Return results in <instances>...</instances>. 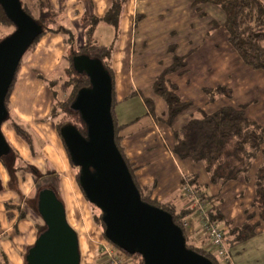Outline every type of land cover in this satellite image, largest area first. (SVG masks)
I'll use <instances>...</instances> for the list:
<instances>
[{
	"label": "crops",
	"instance_id": "obj_1",
	"mask_svg": "<svg viewBox=\"0 0 264 264\" xmlns=\"http://www.w3.org/2000/svg\"><path fill=\"white\" fill-rule=\"evenodd\" d=\"M42 1L66 19L65 25H69L76 34L77 47H82L88 41L87 32L91 29L90 18H98L101 21L94 26L89 41L100 45L97 44L95 34L101 25L114 32L112 43L102 46H113L111 63L115 74L117 105H128L136 100L140 101L148 112L145 99H149L153 101L156 113L159 116L165 115L166 104L154 95L153 84L173 63L175 56L189 54L187 72L183 75H173L170 80L178 86L179 96L185 101L191 100L194 106L175 121L174 126L178 125V127L174 129H181L190 120L186 117L192 116L193 111L197 112L201 107L203 110H208V113L224 107V100L210 104L204 93H199L203 92L202 86L208 83L212 84L207 85L210 88L228 87L234 97H245L246 101L243 103L240 101L234 107L248 105L246 109L248 117L264 126V92L260 91V83L264 82V73L246 67L228 43L226 31L214 28L213 24L219 25L226 20V15L220 7L212 4L195 6L194 0H128L116 31L114 27L102 21L113 0ZM170 48H173V52ZM67 54L68 46L62 35L49 33L41 37L35 49L24 59L9 98L12 116L35 132L36 145L43 144L42 150H38L42 156L33 159L27 149L28 146L18 139L11 127L7 126L8 132L5 135L24 159L31 156V161L39 170L44 172L51 167L57 172L61 179V195L65 199L75 198L80 201V206L85 208L87 205L83 200L82 192L77 188L75 173L67 151L58 135L55 122L51 119L55 102L53 92L42 79L38 78L39 75L49 80L62 79V73L66 74L67 66L64 64V58ZM189 68H192L193 72ZM246 79V85L253 83L254 88L251 94L242 95L240 88ZM188 83H192V88L190 85L187 86ZM195 93L201 98L199 101L201 105L193 102L192 98H196ZM147 112L143 116H148ZM147 119L142 123L137 119L121 124L126 126L122 132L124 136L122 147L131 163L135 165L136 181L142 187L154 185L153 198L158 201L170 202L180 210L192 209L194 198L183 196L180 191L182 178L198 173V169L192 163L182 162L172 154L174 137L171 128L156 123L152 116ZM1 169L0 175L5 186L8 177L3 174V168ZM198 174L200 184H207V192L211 196L220 195L219 187L210 184L205 173ZM254 176L253 172L249 173L253 186ZM242 180L240 179L239 182ZM237 182H230L225 186L228 189L237 185L239 191L236 196L239 199L235 200L238 203L234 204L238 216H233L231 211L225 216L229 217L233 224H238L234 227H239L246 221L245 212L239 207L244 203L239 193L247 192V188ZM21 189L25 196L31 193L29 179L24 180ZM254 193V187L252 191L250 187V196L247 197L250 203ZM16 199V195L7 189L0 192V256H5L9 264H25L24 258L29 248L35 244L38 228L42 227L43 223L30 212L26 213L27 218H20L17 213L7 211L5 204ZM15 204L18 210L24 211L25 206L23 207L20 202ZM248 207L249 205H245V208ZM15 214L17 216H14ZM75 216L77 218L75 214L74 219ZM192 217L195 219L193 226L186 228L189 242L195 247L207 248L208 240L203 234L202 224L196 214H192ZM68 221L78 233L69 217ZM80 249L82 251V248ZM82 255L84 256L83 252H81V263Z\"/></svg>",
	"mask_w": 264,
	"mask_h": 264
},
{
	"label": "trees",
	"instance_id": "obj_2",
	"mask_svg": "<svg viewBox=\"0 0 264 264\" xmlns=\"http://www.w3.org/2000/svg\"><path fill=\"white\" fill-rule=\"evenodd\" d=\"M127 1L128 0H113L109 11L102 21H105L107 24L114 27L117 31L123 8ZM21 4L23 10L42 27L41 35L32 44L27 53L32 52L40 38L49 33L62 35L66 45L68 46V54L64 58V64H67L65 73L67 74L70 72L74 78L71 84V94L69 98L63 103L62 107L66 109L65 106H69V109L66 110L67 114L71 116V120L69 122L65 121L59 123V121L56 120V115L54 114L57 108L56 98L58 97V92L54 90V86H57L61 82V79L49 80L39 76V78H41L46 83L48 88L53 92L55 102L52 107L51 119L56 123V129L61 140L63 141L61 131L66 126L74 127L83 136H86V125L80 113L74 110L73 103L75 102L79 92L83 89L89 88L91 83L90 78L85 72H80L77 70L74 60L77 57H87L89 59L98 60L103 64L104 68L108 71L110 77L112 78V116L115 128V142L130 170L142 200L152 206L161 208L170 213L173 217L174 223L183 229V220L191 214H196V210L198 208L180 210L170 202H160L156 198H153V191L155 188L154 185L147 187L139 186L134 175V172L136 171L135 165L132 164L130 160H128L124 153V149L121 145V140L124 138V136L122 135L123 131H120L124 130L126 126H122L118 123L114 112L118 102L116 98L115 74L111 63L113 46L96 45L93 41H89V36L91 37L94 26L101 20L98 18H90L91 29H89L87 32L88 41L82 47H77L75 42V32L67 26L65 27L63 25H58L60 16L58 11L54 10L50 6L45 5L42 0H34V9L37 11V15L35 16L27 8V6L22 3V1ZM204 4L218 6L224 11L226 15L225 22L219 25L213 24L214 28H219L226 31L228 35V43L237 53L240 60L246 67L254 71H261L264 73V0H194L195 6ZM0 26L13 27V32L0 37L1 43L15 31V25L7 17L1 5ZM188 58L189 54L181 57L175 56L173 63L168 68H166L160 76L157 77L153 84L152 89L154 95L162 99L166 104L167 112L165 115L159 116L155 111L153 101L145 99V103L148 108V114L152 116L155 122L162 123L168 128L172 129L174 137V143L171 148L172 154L182 162H190L194 166L202 165L205 169L208 182L212 185L226 186L230 182L237 181L240 178L249 179V173L252 169L254 161L257 160L258 156H261V163L258 166L254 176V197L249 208L245 212L246 221L239 227H233L228 221L225 222V217H223V214L216 211L215 208L212 207V200L216 196H211L207 192V184H200V177L198 173L184 176L182 180V185L185 187L190 186L199 196L200 202L204 203V211L208 215L212 224L218 226L220 223H223V221L225 222L223 225L227 227V229L222 227V230H225L224 234L228 246L245 243L259 233L258 230L260 224L264 223V126L248 117L246 112L247 106H224L212 113H202L201 117L199 118H191L179 130L174 129L175 121L194 106L192 102L185 101L179 96L178 86L170 80V77L173 75H183L187 72ZM23 60L24 57L19 65L6 97L5 104L9 112V117L6 122L12 120L13 117L9 109V98L16 85L17 75L20 71ZM203 93L207 97L208 103L210 104L215 103L221 98L232 97V91L223 86L204 88ZM18 122H12L15 131L17 134L23 137L22 139H24L30 148H33L31 145L34 143V141L32 140L31 134L25 130L23 126H21L20 122ZM26 134L29 136L30 140L27 139L28 136ZM10 148V153L0 158V162L9 169L11 167H9L6 161L7 159L8 161L11 160L13 168L17 170V168L14 167V151L11 146ZM36 153L38 152H35L33 148V154L36 155ZM67 154L71 165L74 168L79 169L77 179L80 185L81 170L79 167L73 165L68 151ZM45 176L56 177L55 171H48ZM44 189H52L61 200V190L58 183L55 185H46ZM44 189L38 192L33 204L35 209L34 211L38 215L39 194ZM10 207L12 206L8 204L6 205L7 211ZM19 212L22 211L19 210ZM24 213L25 212H22L23 215H19V217L25 218ZM197 217L199 218L198 215ZM98 220L101 222L99 226L103 228L105 235V224L102 220V212ZM254 220L257 221L254 222ZM44 230L45 225L43 223V226L38 228V232L41 234ZM183 231L186 238L187 247L189 249L208 258L213 264H222L217 258L216 254L211 251L209 247V239L204 231L203 234L208 240L207 248L189 245L187 232L184 229ZM231 237L233 238V241L230 240ZM109 243L112 244L110 241ZM113 247L115 248L117 254L120 252L122 256L121 258L115 253V256L118 258L124 259L127 257H136V260H139V264H144V261L140 255H129L118 247H115L114 245ZM24 260L26 264V256ZM0 264H9L7 258L3 255L0 256Z\"/></svg>",
	"mask_w": 264,
	"mask_h": 264
},
{
	"label": "water",
	"instance_id": "obj_3",
	"mask_svg": "<svg viewBox=\"0 0 264 264\" xmlns=\"http://www.w3.org/2000/svg\"><path fill=\"white\" fill-rule=\"evenodd\" d=\"M15 31L0 43V158L11 148L2 126L9 112L5 101L19 65L42 27L22 8L20 0H0ZM91 86L79 92L73 108L80 113L86 136L66 126L61 131L74 166L80 168V187L87 200L102 212L105 237L144 264H213L187 247L183 229L167 211L144 202L115 142L112 116V78L103 64L87 57L74 60ZM45 230L28 250L26 264H81L80 240L68 221L64 203L52 189L38 199Z\"/></svg>",
	"mask_w": 264,
	"mask_h": 264
},
{
	"label": "rangeland",
	"instance_id": "obj_4",
	"mask_svg": "<svg viewBox=\"0 0 264 264\" xmlns=\"http://www.w3.org/2000/svg\"><path fill=\"white\" fill-rule=\"evenodd\" d=\"M21 1L25 6H27V8L35 16L37 15V11L34 9V5H33L34 0H21ZM127 2H126V4H127ZM125 5H124V7H125ZM123 10H124V8H123ZM65 24H66V19H64L60 14L58 25H63L66 27L67 25H65ZM67 27H70V26L68 25ZM11 32H13V27L0 26V37L8 35ZM95 35L97 38V40H96L97 44H100V45H110L114 39V32L110 28L104 27L102 25L98 27ZM170 50H171V52H173V48H170ZM27 54L24 56V59L27 57ZM188 60H189V58H188ZM65 65L67 66V64H65ZM188 66H187V70H188ZM189 70H191L193 72L192 68H189ZM62 76L63 77L61 79V82L57 86H54V90L58 92V97L56 98V107L57 108H56L54 114L56 115V118H57L56 120L59 121V123L65 122V121L69 122L71 120V116H69L66 112V110L69 109V106L68 107L65 106L66 109H64L62 107V105L69 98V96L71 94V90H72L71 84H72V80L74 78V76L72 74H70V72L65 74V75L63 72ZM17 78H18V75H17ZM38 78H39V75H38ZM39 79H41V78H39ZM246 82H247V79L245 82H243L244 84L240 88V91H242V95L251 94L252 89L254 88L253 83H248L246 85ZM260 84H261L260 91H261V93H263L264 92V82L260 83ZM189 85L192 88V83L187 84V86H189ZM207 85L209 86L212 84H210V83L204 84L202 86L203 89L204 88H210ZM228 89H230V88H228ZM199 93L203 94V92H201V91ZM194 95L196 96V98H192V99H194L193 102H195L196 105H201L199 103V101H201V98L198 97V95L196 93ZM245 99H246L245 97H241V96L234 97L233 92H232L231 98H221L219 100H224L223 101L224 106H229V105L235 106L240 101H241V103L246 101ZM186 101L191 102V100H186ZM241 106H247L248 107V105H245V104L241 105ZM247 107H246V109H247ZM131 108H132V111H131ZM201 109H202V107L199 108V110L197 112L193 111V113H192L193 115L192 116L188 115L186 118L187 119L199 118V117H201L202 113L208 114V110H206V109L201 110ZM114 112H115V115H116L120 125L126 124L129 121H133V120H137V119H138V122L142 123L143 120H148L147 118L151 117L148 114L147 110H145V108L140 104V101H136V100H134V102H130L128 105H122V104L116 105ZM146 112H147L148 116H143ZM127 113H128V115H127ZM12 120L14 122L19 121L21 126H23V128H25V130H27L31 134L32 140L34 141V143H33L34 145L32 144L31 147L34 148V151L36 152L39 149L42 150V148H43L42 143H40V145L37 143V145H36V134H35V132L32 129H30L29 127H26V125H24V123L22 121H20L17 118H14V116L12 117ZM12 120H9L8 122L4 123V125L2 126V131L4 133V136L7 140V142H9L8 143L9 146H11L13 151H14V154H13L15 156L14 167L17 168V170H15L13 168L11 160L8 161V159H7V161H6V163L9 165V167H11L9 169L6 168L4 165H2V163L0 162V170H2L1 168H3V170H4L3 174H6V176L8 177V182L4 186L3 181L1 179V175H0V192L7 189L10 192L14 193L17 197L16 201H12L11 203L5 204V205L8 204V205L12 206L8 210L10 213H17L19 216V215H23L22 212H25V211H26L25 213L30 212L35 217H37L42 223H44L43 220L41 219V217L34 211L35 210L33 207L34 200L36 199L38 192L40 190L44 189L46 185H51V184L55 185L56 183H58V185L60 186V184H61L60 180L61 179H60V176L57 172H55L56 177L45 176L48 171L53 170L51 167L48 168L46 171L42 172L41 170H39L37 168L35 163L31 161V159H30L31 156L28 157V159H24L22 157L20 152L15 148V145L13 143H11L9 141L8 137L5 135L8 132L7 126H9L14 131V133L16 134L18 139L20 141H22L25 145L28 146V144L24 141V139H22L23 137H21L15 131L14 125L12 124V122H13ZM55 125H56V123H55ZM176 127H178V125L174 126V128H176ZM122 131L123 130H121L120 132H122ZM27 139H29V136L27 137ZM123 140H124V138L121 140V145L123 144ZM62 143H63V141H62ZM33 148H30L29 146L27 147L28 151H30V153L32 154L33 159H36L37 156H42V154H40L39 151H38L39 153H36V155L33 154ZM64 148H65V146H64ZM126 157H127V155H126ZM128 160H129V158H128ZM261 160H262L261 156H258L257 160L254 161L252 169L250 172H253L254 174L256 173L258 166L261 163ZM35 162H37V161H35ZM42 163L43 162H41V164ZM46 163L48 164V160L46 161ZM196 168L198 169V173L201 174V172H203L206 174L205 169L203 168L202 165H199V166L196 165ZM73 171L75 173L77 188L82 192V196H84L83 200H85L84 202H86L87 207L82 208L80 206V201L78 202L75 198H73L71 200L70 198L66 197V199H65V197H63V195H60V198H61V201L64 203L65 207H67L66 210H67L69 220L71 221L72 225L76 227V229L78 230V233H80L79 239H80V243L82 245V246L80 245V248H82L81 252H83V254H84V256L82 255L83 260H82L81 264H110L105 253H106V249L112 248L113 245L109 243V241L107 240V238L104 235L103 228H101L99 226L101 222H99L98 219L101 216V211L99 209H97L95 206H93L85 197L84 192H83L82 188L80 187V185L78 183V179H77V174L79 173V169H76L73 167ZM135 172H134V175H135ZM183 178H182V180H183ZM27 179H29V181H30V186H31L32 190L28 196H25L23 194L21 186L24 184V180H27ZM240 179H243V180L241 182H239ZM240 179L237 180L238 181L237 183L244 186V188H247L246 189L247 192L242 191L239 193V197L243 198V201H244V203H241V205L239 207H241L242 210L244 212H246V210L249 207L245 208V205L250 206V204H251L249 202L250 199L247 198L248 196H250L249 195L250 187H251V191H252L254 186H253V182H250V179H248V178L247 179L246 178H240ZM233 182H236V181H233ZM139 186L142 187L141 185H139ZM150 186H153V185H150ZM218 187L220 189V192H218L220 195L216 196L212 200V207H214L216 211H218L222 214L224 213L223 217L227 216L229 211L233 212V216H238V211H236L234 209V204L238 203L236 201L239 199L236 197L238 195V192H239L237 190V185H233V187H229L228 189L225 186H218ZM185 188L186 187L182 185V189L180 191V194L183 196L186 195L185 194ZM186 197H188V196H186ZM233 201H235V202H233ZM16 202L17 203L20 202L21 205H23V207L25 206V209L27 208V210L24 209V211L19 212L18 208L16 207L17 205L15 204ZM186 209H188V208H186ZM192 209H194V207ZM6 210H7V208H6ZM25 213H24V215L26 216L27 214H25ZM17 214H15L14 216H17ZM75 214L77 215V218L75 216V219H74L73 216ZM25 218H27V217H25ZM186 218L189 220H192V222L190 221L189 224H190V226L191 225L193 226V222L195 221V219L192 217V214L187 216ZM13 220H14V218H12V221ZM22 220H24V219H22ZM227 221L233 227L238 225V224H233V221L230 220L229 217H227V218L225 217V222H227ZM236 221L237 220H235V223H236ZM225 222L223 221V223H225ZM223 223H220L218 225V227L220 229H222V227L224 229L225 228L227 229V227H225L223 225ZM182 227H183V223H182ZM183 229L186 231V228L183 227ZM15 230H17V229H15ZM258 232L259 233L256 236L249 239L245 243H241V244H237V245H229V246H228V244H226L228 251H229V254L231 256V259H232L234 264H264V223L260 224ZM39 235H40V233L38 232V236ZM230 240L233 241V238L231 237ZM188 244L192 245L191 242H188ZM115 253L117 256H120L122 258L120 252L118 253L119 255L117 254L116 251H115ZM124 262H125V264H139V260H136V257L124 258Z\"/></svg>",
	"mask_w": 264,
	"mask_h": 264
},
{
	"label": "built area",
	"instance_id": "obj_5",
	"mask_svg": "<svg viewBox=\"0 0 264 264\" xmlns=\"http://www.w3.org/2000/svg\"><path fill=\"white\" fill-rule=\"evenodd\" d=\"M185 194L188 197L190 196L194 198V208H198L196 210V216H199L203 231L209 239V247L211 251L216 254L217 258L222 264H234L226 245L227 243L224 234L225 230L220 229L218 226L210 222L208 215L204 211V203L200 202L199 196L193 191L191 187L187 186L185 188ZM190 221L191 220L186 218L183 221V227L188 228L190 226ZM105 255L110 264H124V259L115 256V248L113 247L106 249Z\"/></svg>",
	"mask_w": 264,
	"mask_h": 264
}]
</instances>
